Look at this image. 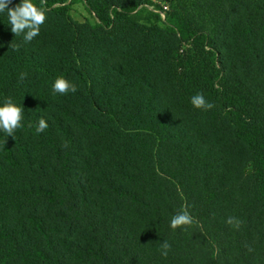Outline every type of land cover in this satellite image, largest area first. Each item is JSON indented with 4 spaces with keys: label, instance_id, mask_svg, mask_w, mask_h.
<instances>
[{
    "label": "trees",
    "instance_id": "obj_1",
    "mask_svg": "<svg viewBox=\"0 0 264 264\" xmlns=\"http://www.w3.org/2000/svg\"><path fill=\"white\" fill-rule=\"evenodd\" d=\"M44 7L28 43L0 13V264H264V0Z\"/></svg>",
    "mask_w": 264,
    "mask_h": 264
},
{
    "label": "clouds",
    "instance_id": "obj_2",
    "mask_svg": "<svg viewBox=\"0 0 264 264\" xmlns=\"http://www.w3.org/2000/svg\"><path fill=\"white\" fill-rule=\"evenodd\" d=\"M12 0H0V13H7L8 24L11 26V32L15 36H23L25 43L31 42L39 35L40 27L46 21V11L44 7L46 0H40L38 7L33 3V0H21L20 3L14 7H9ZM19 45L15 46L18 50ZM27 73L20 74V81H23ZM53 93L66 95L69 92L75 93L77 85L71 83L64 77H57L52 86ZM192 105L197 109L211 110L215 105L206 100L202 93H197L191 98ZM24 109L13 103L10 97L6 98L3 105L0 106V130H3L7 136L15 139V130L22 127L21 121L23 119ZM48 128V123L44 118H40L36 127L37 134L45 131ZM6 142V141H5ZM193 223V217L186 209H182L179 213L174 215L170 221V227L175 230L183 226H190ZM226 223L239 227L241 221L235 217H229ZM161 255L167 257L171 245L164 241L161 246Z\"/></svg>",
    "mask_w": 264,
    "mask_h": 264
},
{
    "label": "rangeland",
    "instance_id": "obj_3",
    "mask_svg": "<svg viewBox=\"0 0 264 264\" xmlns=\"http://www.w3.org/2000/svg\"><path fill=\"white\" fill-rule=\"evenodd\" d=\"M154 2H156V4H159V6L162 7L163 9L164 7L169 9L172 0H154ZM69 15L74 21L79 23H83L86 20L93 22V18L86 12V10L84 9L81 3H76L72 5L70 7ZM161 17L162 18L164 17L163 13H161Z\"/></svg>",
    "mask_w": 264,
    "mask_h": 264
},
{
    "label": "built area",
    "instance_id": "obj_4",
    "mask_svg": "<svg viewBox=\"0 0 264 264\" xmlns=\"http://www.w3.org/2000/svg\"><path fill=\"white\" fill-rule=\"evenodd\" d=\"M164 9H167L166 7H164Z\"/></svg>",
    "mask_w": 264,
    "mask_h": 264
}]
</instances>
